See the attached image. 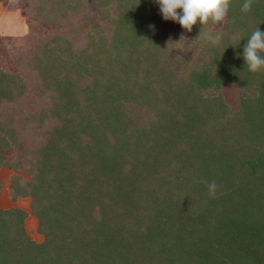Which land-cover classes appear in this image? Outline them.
Listing matches in <instances>:
<instances>
[{
  "label": "trees",
  "instance_id": "obj_1",
  "mask_svg": "<svg viewBox=\"0 0 264 264\" xmlns=\"http://www.w3.org/2000/svg\"><path fill=\"white\" fill-rule=\"evenodd\" d=\"M22 1L55 32L0 65V166L28 175L10 198H29L41 239L0 208V264H264V69L242 56L264 0H230L217 46L154 0Z\"/></svg>",
  "mask_w": 264,
  "mask_h": 264
},
{
  "label": "rangeland",
  "instance_id": "obj_2",
  "mask_svg": "<svg viewBox=\"0 0 264 264\" xmlns=\"http://www.w3.org/2000/svg\"><path fill=\"white\" fill-rule=\"evenodd\" d=\"M22 8V0H0V65L8 71L16 70V54L25 51V48L29 44L28 35L30 33L41 32V34L49 35L51 31L55 32V30H46L42 24L37 21L28 20V18H26L23 14ZM87 10L90 12L88 14L91 16H89L90 18H97L95 9L93 7H88ZM86 14H84V17ZM81 23L82 22L79 24L76 23L66 30L62 28L56 29V32L61 33L65 31V33L70 34L69 32L79 30ZM159 28L161 33H164L168 36H173L172 30L166 23L161 24ZM221 28H223L222 22L219 24H212L210 21L208 23V30L210 31L219 30ZM76 34H74L76 39L82 35L79 31H77ZM185 41L187 44V49L192 48L188 43L189 39L186 36ZM194 53H198L197 48ZM194 56L195 55H193V57ZM221 93L224 94L225 98L233 108L237 101L238 88L234 84L229 83L223 86ZM32 98L33 94L30 92L27 93V96L21 99V101L26 106L27 104H30L29 102H31ZM37 136L38 135H36L35 140L39 139V136ZM40 139H42V136ZM12 173L19 174L22 179H26L28 177V175L22 171L12 170L8 167L0 166V208L18 207L25 210L27 212L23 220L25 231L30 239L39 241L41 236L36 230V219L28 212L29 198L27 196H17L13 200L10 198L8 185Z\"/></svg>",
  "mask_w": 264,
  "mask_h": 264
},
{
  "label": "clouds",
  "instance_id": "obj_3",
  "mask_svg": "<svg viewBox=\"0 0 264 264\" xmlns=\"http://www.w3.org/2000/svg\"><path fill=\"white\" fill-rule=\"evenodd\" d=\"M159 6L160 13L165 20H171L181 25L188 32L192 31L193 25L199 21L204 26L210 21L212 24H219L227 16L230 0H154ZM254 0H244L241 11H251ZM181 9V12L177 10ZM204 35L205 39L213 46L220 44L222 33H203L200 30L199 38ZM184 39L183 36L180 40ZM242 56L249 72H258L264 69V31L257 27L247 38L243 46ZM218 189L215 180L207 183L208 196L214 198Z\"/></svg>",
  "mask_w": 264,
  "mask_h": 264
}]
</instances>
